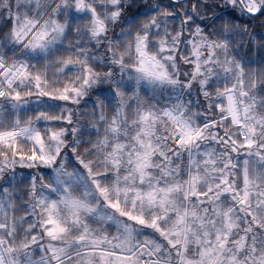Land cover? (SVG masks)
<instances>
[{
	"label": "clouds",
	"instance_id": "9594fccd",
	"mask_svg": "<svg viewBox=\"0 0 264 264\" xmlns=\"http://www.w3.org/2000/svg\"><path fill=\"white\" fill-rule=\"evenodd\" d=\"M0 264H264V0H0Z\"/></svg>",
	"mask_w": 264,
	"mask_h": 264
}]
</instances>
